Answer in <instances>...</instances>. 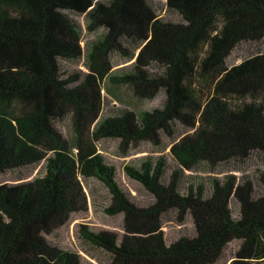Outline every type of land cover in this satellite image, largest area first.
<instances>
[{
    "label": "trees",
    "instance_id": "obj_1",
    "mask_svg": "<svg viewBox=\"0 0 264 264\" xmlns=\"http://www.w3.org/2000/svg\"><path fill=\"white\" fill-rule=\"evenodd\" d=\"M163 1L161 10L177 19L153 0H0V177L41 169L32 179L0 180V264H92L46 238L88 209V178L110 192L105 212L124 218L121 233L76 225L108 264H212L233 239L239 245L227 264H264V173H189L202 161L213 169L264 152V50L226 66L239 42L264 41V0ZM78 16L88 32L103 33L81 43ZM112 52L126 64H114ZM81 58L85 71L63 67ZM104 81L108 91L127 86L144 99L163 92V101L104 114ZM64 117L69 137L59 130ZM173 121L186 128L170 143L175 164L161 149L122 166L149 193L141 204L97 143L118 140L128 156L141 141L160 144ZM169 212L180 224L190 217L192 232L167 240Z\"/></svg>",
    "mask_w": 264,
    "mask_h": 264
},
{
    "label": "rangeland",
    "instance_id": "obj_2",
    "mask_svg": "<svg viewBox=\"0 0 264 264\" xmlns=\"http://www.w3.org/2000/svg\"><path fill=\"white\" fill-rule=\"evenodd\" d=\"M164 3L163 0H153L154 7L161 11L166 18L177 19L175 15L168 14L165 10H161ZM77 20L82 24L83 32L81 35L84 44L86 41H90L95 36H100L103 33L102 29H98L93 32H88L85 26V19L83 16L76 17ZM129 48L130 46H126ZM264 50V41L260 42H239L231 54L226 59V66L231 67L246 57L251 56L259 51ZM137 52V51H136ZM110 59L114 64H120L118 66L124 65L123 54L110 53ZM84 58H81L78 63H71L67 61H62L63 67L68 68H84ZM128 63V62H127ZM155 69V66H151ZM106 81L100 83L102 90L101 94L104 96L103 113H115L117 109L128 108L129 110H150L156 106H159L161 101H163V92H158L153 98L144 99L135 96L132 91L127 86H121L116 89H111L108 91L106 89ZM208 83L201 86L204 90V94L208 92ZM59 130L64 134L65 137L71 135V123L68 117H64L58 121ZM185 127L182 123L173 121L169 127V131L162 133L160 137V144H153L151 142H139L134 146L129 147L128 156H122L119 147V141L106 138L102 139L97 143V149L104 154L106 159L111 162L110 164L116 169L119 184L122 186L126 192H130L135 201L146 204L150 201L149 193L143 189L138 183L128 180L122 172V166L125 161L138 156L141 154L155 152L156 150H161L162 153L167 155L168 166L171 167L174 163L173 158L169 154V148L171 141L177 138L181 133L185 131ZM40 165L38 166H25L18 169H12L4 173L0 177V180L5 182H17L19 178L23 177L24 180L32 179L34 176L40 174ZM189 172V171H188ZM233 172L237 177L241 175H250L252 180L257 178L261 173H264V152L250 151L244 158L231 157L223 162H219L212 169L209 164L202 161L195 166L193 172V177H205L207 178L210 173L212 175L224 176L225 173ZM83 187L86 191L88 209L84 212L73 213L67 224L61 225L52 234L46 235V238L60 246L64 249L77 250L83 257L92 262V264H108V255L102 250L94 248L92 245L83 242L77 237L76 225L78 224H88L94 230L96 229H109V231H115L118 233L122 232V226L124 225V218L122 213H117L114 215H109L106 213V207L110 203V192L105 188L98 180L95 178H88L81 180ZM230 206L233 210V214H237L238 206L234 199H231ZM192 221L190 217H186L183 224L178 223V219L175 217L174 213L169 212V214L164 217V226L162 230L165 232L167 240H174L180 234L186 233L187 235L192 232ZM239 241L235 239L231 240L223 251L222 256L219 260H216L212 264H227L231 261L233 254L238 248Z\"/></svg>",
    "mask_w": 264,
    "mask_h": 264
}]
</instances>
